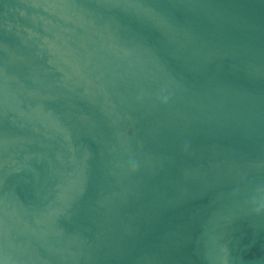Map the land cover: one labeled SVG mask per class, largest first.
<instances>
[{"label":"water","instance_id":"1","mask_svg":"<svg viewBox=\"0 0 264 264\" xmlns=\"http://www.w3.org/2000/svg\"><path fill=\"white\" fill-rule=\"evenodd\" d=\"M0 264H264V0H0Z\"/></svg>","mask_w":264,"mask_h":264}]
</instances>
